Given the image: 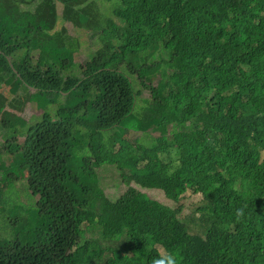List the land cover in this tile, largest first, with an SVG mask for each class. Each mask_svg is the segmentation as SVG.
Returning <instances> with one entry per match:
<instances>
[{
    "label": "trees",
    "instance_id": "trees-1",
    "mask_svg": "<svg viewBox=\"0 0 264 264\" xmlns=\"http://www.w3.org/2000/svg\"><path fill=\"white\" fill-rule=\"evenodd\" d=\"M68 23L92 39L84 64ZM103 165L128 186L115 202ZM132 184L202 199L182 219ZM13 188L36 205L29 220L8 208ZM162 252L264 264V0H0V264Z\"/></svg>",
    "mask_w": 264,
    "mask_h": 264
},
{
    "label": "rangeland",
    "instance_id": "rangeland-1",
    "mask_svg": "<svg viewBox=\"0 0 264 264\" xmlns=\"http://www.w3.org/2000/svg\"><path fill=\"white\" fill-rule=\"evenodd\" d=\"M58 8H59V11L61 12V10H62L61 6H59ZM65 27L68 28V31L72 36L78 37L80 44L83 46L82 49H80V51L75 54V62L78 64H84L86 59H88L87 56L94 49V47L92 46V39H91L89 33H87L88 31L87 32H78L69 23L66 24ZM89 48H91V51L87 54V50ZM157 82H158V80L156 81V83ZM144 98H150L148 92L145 93ZM63 100L64 99H61V101H63ZM53 108L54 107L52 106L51 109H53ZM139 109L140 108L138 106L137 110L139 111ZM38 113H39V115L43 114L40 111ZM29 115H30V112L28 114L27 113L24 114V116H29ZM98 133H100V134H97L96 137L94 138V140H97L101 137V132H98ZM150 133L154 137L157 136L154 133L153 129L150 131ZM109 139L110 138H107L106 141H109ZM125 139L128 142L133 143L134 145H137L140 142L143 143V142L149 141V138L143 137V136H141V134H137L135 132H126ZM119 148H120V145H117L115 152ZM97 173L99 176L100 186L103 187V190L105 192V196H107V198L110 201L115 202L128 189V187L122 183V180H121L119 173L114 168H111L110 166H106V167L102 168L101 170H99ZM19 186H21V184H19ZM132 187H135L136 189H138L142 193H145L150 198L157 200L159 203L170 207L182 219L189 216V208L191 207V205L196 204L197 202H199L202 199L201 195L195 194V193H193V191H190V192L188 191L186 193V195L184 196L183 202L175 204L174 202L168 200L165 197V195L163 194V192L160 190L144 189V188L139 187L137 184H132ZM25 194H27V192ZM4 199L7 202L8 208H13L15 206H18V207H20V212H19L20 214H21V212H26L28 214L27 215L28 220L35 213L36 205L34 204L33 200L28 202L27 199H25V198L22 199V195L18 194L15 191V188L10 189L5 193ZM8 218L9 217H7L6 223L9 224V226H11L12 223L9 221ZM86 234H87V238H91L93 240H101V231L99 232V228H94V229H91L90 231H86ZM1 236H2L1 240L9 239L8 236H6V235H1Z\"/></svg>",
    "mask_w": 264,
    "mask_h": 264
},
{
    "label": "clouds",
    "instance_id": "clouds-1",
    "mask_svg": "<svg viewBox=\"0 0 264 264\" xmlns=\"http://www.w3.org/2000/svg\"><path fill=\"white\" fill-rule=\"evenodd\" d=\"M257 3V2H255ZM259 3V2H258ZM259 6L258 4L256 6H253V8ZM100 132V131H98ZM98 132H95V133H88V136H85L84 138V143H91L94 141V138L96 137L97 134H100ZM102 133V132H101ZM126 140V139H125ZM127 141V140H126ZM163 158V157H162ZM106 166H110V165H106ZM106 166H101L100 168L97 169V172L99 170H101L102 168L106 167ZM115 165L113 166H110L111 168L114 167ZM180 166V161L179 159H176L175 160V167H179ZM98 175V173H97ZM123 183V182H122ZM124 184V183H123ZM125 185V184H124ZM126 186V185H125ZM128 187V186H127ZM135 188V187H134ZM136 189V188H135ZM138 190V189H137ZM127 191V190H126ZM122 196V195H121ZM120 196V197H121ZM107 197V196H106ZM117 201V200H116ZM157 201V200H156ZM36 202V201H35ZM244 216V209L243 208H239L236 210V218L239 220L241 219L242 217ZM90 231V230H88ZM101 230L99 229V232ZM152 264H178V261H177V257L172 254V253H168V252H162L160 254V257L159 258H154L152 260Z\"/></svg>",
    "mask_w": 264,
    "mask_h": 264
},
{
    "label": "crops",
    "instance_id": "crops-1",
    "mask_svg": "<svg viewBox=\"0 0 264 264\" xmlns=\"http://www.w3.org/2000/svg\"><path fill=\"white\" fill-rule=\"evenodd\" d=\"M67 28V27H66ZM68 29V28H67ZM70 34V33H69ZM71 35V34H70Z\"/></svg>",
    "mask_w": 264,
    "mask_h": 264
}]
</instances>
